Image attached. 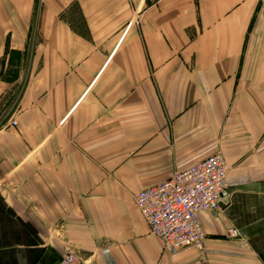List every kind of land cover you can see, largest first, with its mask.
<instances>
[{
    "label": "crops",
    "instance_id": "obj_1",
    "mask_svg": "<svg viewBox=\"0 0 264 264\" xmlns=\"http://www.w3.org/2000/svg\"><path fill=\"white\" fill-rule=\"evenodd\" d=\"M211 155L227 196L199 214L204 252L172 256L134 197ZM66 248L264 264L259 0H0V264H59Z\"/></svg>",
    "mask_w": 264,
    "mask_h": 264
},
{
    "label": "built area",
    "instance_id": "obj_2",
    "mask_svg": "<svg viewBox=\"0 0 264 264\" xmlns=\"http://www.w3.org/2000/svg\"><path fill=\"white\" fill-rule=\"evenodd\" d=\"M264 7V0H259ZM15 126L16 121H11ZM228 167L220 155H211L200 162L174 172L167 180L141 190L134 204L146 222L149 233L157 238L172 256L185 249L204 252V239L199 214H216L220 200L227 196ZM237 237L235 229L227 231ZM102 254H107L106 249ZM59 264H95L79 253L66 248ZM107 264H113L108 261Z\"/></svg>",
    "mask_w": 264,
    "mask_h": 264
},
{
    "label": "rangeland",
    "instance_id": "obj_3",
    "mask_svg": "<svg viewBox=\"0 0 264 264\" xmlns=\"http://www.w3.org/2000/svg\"><path fill=\"white\" fill-rule=\"evenodd\" d=\"M13 90H15V95H16L17 92L21 90V88H20V87L18 88V87L15 86V87L13 88ZM5 107H7V105H5ZM5 107L3 108L4 110H5ZM13 120H14V119H13Z\"/></svg>",
    "mask_w": 264,
    "mask_h": 264
}]
</instances>
